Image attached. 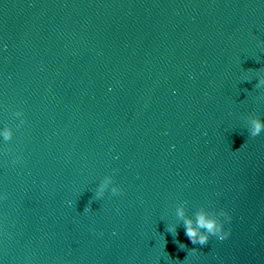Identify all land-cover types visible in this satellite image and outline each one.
I'll return each instance as SVG.
<instances>
[{
	"label": "water",
	"instance_id": "water-1",
	"mask_svg": "<svg viewBox=\"0 0 264 264\" xmlns=\"http://www.w3.org/2000/svg\"><path fill=\"white\" fill-rule=\"evenodd\" d=\"M261 76L264 0H0V264H264Z\"/></svg>",
	"mask_w": 264,
	"mask_h": 264
},
{
	"label": "clouds",
	"instance_id": "clouds-1",
	"mask_svg": "<svg viewBox=\"0 0 264 264\" xmlns=\"http://www.w3.org/2000/svg\"><path fill=\"white\" fill-rule=\"evenodd\" d=\"M256 88L264 87V76H261L258 80V83L255 84ZM17 117L22 116L21 112L15 113ZM24 121L21 120V123ZM248 131L252 137H256L264 132V120L260 119L258 116H250L247 118ZM0 135L3 136L5 141H10L13 136V132L9 128H4ZM238 151V150H237ZM111 186V193L117 195L121 192L119 186L114 185L113 176H105L104 179L100 182L95 192L97 198H102L105 195L106 190ZM175 216L178 220L182 221V224L185 228V235L191 241L193 245L205 246L208 244L211 237H216L217 239L223 241L227 239L231 230L225 228V224L230 222L232 217L228 211L225 209H206L201 207L194 214V218L188 217L185 213V207L183 204L179 205L176 208ZM167 231L172 235L177 234V226L170 225L167 226ZM180 247L183 248L185 245L180 244ZM197 249H191L192 252H195Z\"/></svg>",
	"mask_w": 264,
	"mask_h": 264
}]
</instances>
